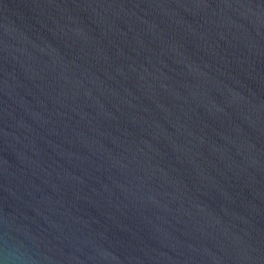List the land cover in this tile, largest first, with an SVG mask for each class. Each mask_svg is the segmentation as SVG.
<instances>
[{
	"label": "water",
	"instance_id": "1",
	"mask_svg": "<svg viewBox=\"0 0 264 264\" xmlns=\"http://www.w3.org/2000/svg\"><path fill=\"white\" fill-rule=\"evenodd\" d=\"M0 264H264V0H0Z\"/></svg>",
	"mask_w": 264,
	"mask_h": 264
}]
</instances>
